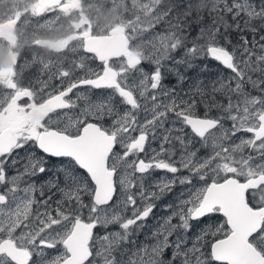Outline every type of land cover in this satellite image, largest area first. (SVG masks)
I'll list each match as a JSON object with an SVG mask.
<instances>
[{
  "label": "snow or ice",
  "instance_id": "6c2138e0",
  "mask_svg": "<svg viewBox=\"0 0 264 264\" xmlns=\"http://www.w3.org/2000/svg\"><path fill=\"white\" fill-rule=\"evenodd\" d=\"M3 2L0 264H264V0ZM28 45L60 59L26 84ZM204 60L211 92L165 86Z\"/></svg>",
  "mask_w": 264,
  "mask_h": 264
},
{
  "label": "rangeland",
  "instance_id": "374dc122",
  "mask_svg": "<svg viewBox=\"0 0 264 264\" xmlns=\"http://www.w3.org/2000/svg\"><path fill=\"white\" fill-rule=\"evenodd\" d=\"M18 0H8V3L10 4H15L17 3ZM89 2H92V0H89ZM8 6V4L4 3L3 0H0V17H2L5 13V9ZM94 18L98 19L95 21L97 23H99L102 26H105L108 23V20L105 19V13L104 12H95L92 11L90 13ZM52 19V14H46L45 17L41 20V23H45L46 21ZM36 30V34L40 37H50V38H56L59 37L61 35H63V30H55L53 29L52 31H49L47 29H36V26L33 24L29 27V29L27 30L28 34L31 35L32 31ZM199 31V28H197L196 30L192 31V36H195ZM251 37L249 36V39ZM33 51L32 53H30L29 55H27V60L25 59L22 63H20V66L22 68V70L24 72H28L31 71L33 69L34 66V70L39 71V66L34 65L32 63L33 58L34 57H44L45 59H51L53 62H59V57L57 56V54L55 53H49L46 49L39 47V46H34V45H28L25 46L22 51L24 52H29V51ZM21 51V52H22ZM182 53V52H181ZM22 54V53H21ZM21 56V55H20ZM207 62L211 63L213 65L212 70H208L206 73H199L197 71H191L188 73V77L187 79L182 83V85H185L186 83V87H185V92L193 97H195L196 99H200L199 94L197 92V85L200 81L203 82V84L200 85V87L205 91V87L207 85H209L210 87V92L213 86V82H215L220 76H224L227 75V71L225 69L222 68V66H220L218 63H216L215 61H210V60H204L203 63ZM99 65V62H95L94 64L90 63V66L92 68H97ZM172 78V79H171ZM171 80L172 83H170ZM31 82L30 80H25L24 79V83H28ZM165 86L168 88H176L177 92L182 91L183 89H178V87L181 85L180 83L177 82L176 78L174 76H168L166 77L165 81ZM218 86V85H217ZM217 98L218 99H223V96L219 93H217ZM203 109V105L201 104L200 107L197 109V111H201ZM214 114H218L215 112V110H213ZM155 147V145H153ZM199 147V145H198ZM205 150H201V154H204ZM153 175L155 177H164L166 175H170L165 173L164 171L158 170L156 172L153 173ZM173 200V197L169 196L164 198L162 201H158L157 202V208L155 209V215L153 217H150L146 222V229H143L142 231L138 232L137 236L134 237V239L137 240L138 244L144 245V244H151L153 241L151 239V235H150V231L154 230V226L157 224V221L164 217L165 215H167V212L164 208V204L165 203H171ZM222 222V221H220ZM100 230H105L103 228H100ZM113 231V230H111ZM104 233L101 234H96L97 236L103 235ZM147 237V239H145L144 241H140V237Z\"/></svg>",
  "mask_w": 264,
  "mask_h": 264
},
{
  "label": "flooded vegetation",
  "instance_id": "af4514ba",
  "mask_svg": "<svg viewBox=\"0 0 264 264\" xmlns=\"http://www.w3.org/2000/svg\"><path fill=\"white\" fill-rule=\"evenodd\" d=\"M33 51L31 50V51H29V52H24V51H22L21 53V56H20V58H19V64L20 63H22L25 59L27 60V55H29L30 53H32ZM38 57H40V56H38ZM38 66V65H37ZM36 77H37V71H35L34 70V66H33V69L31 70V71H28V72H24L23 71V78L25 79V80H30L32 83H35V81H36ZM185 85H186V83H185ZM185 85H180L179 87H178V89H183V92L182 91H179L178 93H180V95H183V96H185V98H187V96L189 95V94H187L186 92H185ZM205 92H210V87H209V85H207L206 87H205ZM203 110L204 109H202L201 111H198V112H203ZM166 198V197H165ZM148 220H151V219H148ZM115 227L114 228H110V229H108V231H111V230H113V231H116V230H118V226L117 225H114ZM144 229H146V227L144 228ZM101 232H99V234H101V233H104L105 232V230H100ZM152 231V230H151ZM151 231H150V235H151ZM140 239V241H144L145 239H147V237H144V236H142V237H140L139 238Z\"/></svg>",
  "mask_w": 264,
  "mask_h": 264
},
{
  "label": "trees",
  "instance_id": "16d2710c",
  "mask_svg": "<svg viewBox=\"0 0 264 264\" xmlns=\"http://www.w3.org/2000/svg\"><path fill=\"white\" fill-rule=\"evenodd\" d=\"M211 21H210V19L208 20V21H206V23H210ZM198 28V27H197ZM197 28H194V30H196ZM193 30V31H194ZM232 38H233V41L235 42L236 40H239V35H237L235 32L233 33V36H232ZM180 55H183V53H180ZM211 61V60H210ZM207 64L209 65V70H212V68H213V65L211 64V63H209V62H207ZM169 81H171V80H169ZM115 226L113 225V226H110V228H114ZM109 228V229H110ZM99 232H101L100 231V229H98L97 231H96V234H99Z\"/></svg>",
  "mask_w": 264,
  "mask_h": 264
},
{
  "label": "bare ground",
  "instance_id": "6f19581e",
  "mask_svg": "<svg viewBox=\"0 0 264 264\" xmlns=\"http://www.w3.org/2000/svg\"><path fill=\"white\" fill-rule=\"evenodd\" d=\"M172 79V78H171ZM188 80V79H187ZM169 81V80H168ZM170 83H172V81H170Z\"/></svg>",
  "mask_w": 264,
  "mask_h": 264
}]
</instances>
